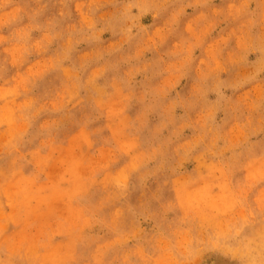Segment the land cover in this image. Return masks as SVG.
<instances>
[{
	"label": "rangeland",
	"instance_id": "rangeland-1",
	"mask_svg": "<svg viewBox=\"0 0 264 264\" xmlns=\"http://www.w3.org/2000/svg\"><path fill=\"white\" fill-rule=\"evenodd\" d=\"M0 264H264V0H0Z\"/></svg>",
	"mask_w": 264,
	"mask_h": 264
}]
</instances>
